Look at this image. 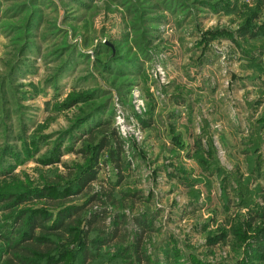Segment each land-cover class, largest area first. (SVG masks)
I'll list each match as a JSON object with an SVG mask.
<instances>
[{
    "label": "rangeland",
    "instance_id": "1",
    "mask_svg": "<svg viewBox=\"0 0 264 264\" xmlns=\"http://www.w3.org/2000/svg\"><path fill=\"white\" fill-rule=\"evenodd\" d=\"M242 25L263 34L241 36ZM263 118L264 0H0V188L86 163L90 130L109 119L124 140L115 192L127 206L103 205L92 225L112 230L101 250L123 251L119 264H264L241 224L263 221ZM56 145L59 160L43 163ZM98 155L99 179L65 203L114 179ZM44 199L0 201V232Z\"/></svg>",
    "mask_w": 264,
    "mask_h": 264
},
{
    "label": "trees",
    "instance_id": "2",
    "mask_svg": "<svg viewBox=\"0 0 264 264\" xmlns=\"http://www.w3.org/2000/svg\"><path fill=\"white\" fill-rule=\"evenodd\" d=\"M218 32L224 33L225 31L220 30ZM259 33L263 34L260 26L257 29L253 26L242 25L238 30V34L241 36L253 37ZM262 122H264V118ZM98 133L101 135L96 140L94 139L95 134ZM88 136L87 138L92 142L87 140L86 147L81 148L82 151L88 153L89 157L86 163L76 166V168L70 165L71 168L66 173H55L54 177L49 178L42 185L29 186L16 192L0 188V201L4 202V206L12 207L28 196L43 197L45 203H50V207L31 206L16 210L12 224L8 226L6 231L0 232L2 239L0 264H99L94 259L99 255L104 259L114 260L115 264L123 261L122 257L126 256L123 251L118 250L111 255L106 250H101L103 244L107 243L109 235L112 234V230L106 231L104 236L100 235L98 226H93L92 221L106 212L104 206L108 203L127 206V204L122 203V198L115 192L116 186L124 178L123 169L127 166L123 156L124 140L117 135L109 119H104L98 129H91ZM102 150H106L108 158L113 162L115 167L114 179L105 181V179L100 178L97 189L94 190L91 187L86 191L85 201L65 203L64 200L69 195L82 192L87 189L90 183L99 179L98 171L101 169V165L97 159ZM59 152L60 146L56 145L47 150L40 160L45 164L58 161ZM134 192L123 191L121 193L128 196ZM90 200L93 203L92 207L86 205L87 201ZM97 203L98 207L94 206ZM256 217L263 219L261 224L253 225L257 220L254 216L245 221L246 226L244 222L241 224L244 228L254 229L248 237L253 239V242L248 244L251 248L248 250L250 255L255 253L256 256L264 257V209L257 212ZM251 219L253 220L252 223ZM136 223L141 227V232L144 220L137 217ZM244 231L242 230V233L234 231V233L238 237L245 238L248 233L247 230ZM224 232V229H220L212 240L216 242L224 238ZM134 244L138 246L137 241ZM136 246L133 247V251H139Z\"/></svg>",
    "mask_w": 264,
    "mask_h": 264
},
{
    "label": "built area",
    "instance_id": "3",
    "mask_svg": "<svg viewBox=\"0 0 264 264\" xmlns=\"http://www.w3.org/2000/svg\"><path fill=\"white\" fill-rule=\"evenodd\" d=\"M157 70L161 75H164V70L159 65L157 66Z\"/></svg>",
    "mask_w": 264,
    "mask_h": 264
}]
</instances>
